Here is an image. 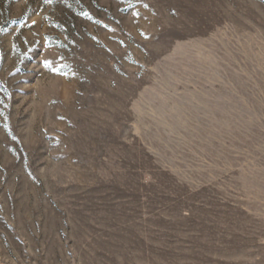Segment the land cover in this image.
<instances>
[{"label": "rangeland", "instance_id": "374dc122", "mask_svg": "<svg viewBox=\"0 0 264 264\" xmlns=\"http://www.w3.org/2000/svg\"><path fill=\"white\" fill-rule=\"evenodd\" d=\"M0 264H264V0H0Z\"/></svg>", "mask_w": 264, "mask_h": 264}]
</instances>
